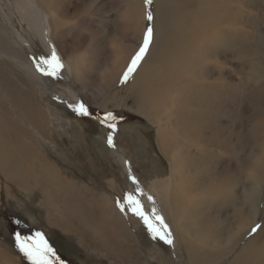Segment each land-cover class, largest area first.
<instances>
[{"label":"rangeland","instance_id":"rangeland-1","mask_svg":"<svg viewBox=\"0 0 264 264\" xmlns=\"http://www.w3.org/2000/svg\"><path fill=\"white\" fill-rule=\"evenodd\" d=\"M164 1L176 5L174 19L164 13ZM58 2L55 7L65 9L59 40L66 58L83 52L98 59L74 82L90 115H77L27 79L30 90L23 88L44 121L42 131H27L26 140L70 185L75 200L84 199L75 201L76 208L50 206L51 196L41 194L35 176L32 186L20 184L8 178L12 160L0 164V264H31L15 235L37 231L61 264H237L264 255V246L252 243L260 230L251 232L264 227V0ZM148 28L154 30L150 50L124 82L132 57L121 63L119 50L138 51ZM92 33L98 44L90 51L84 40ZM145 66L153 75L138 81ZM109 112L117 117L113 145L156 200L177 242L175 252L153 240L128 208L125 197L135 200L129 179L107 143L112 130L100 123ZM178 150L189 167L180 163L172 172ZM34 167L41 169L39 161ZM176 193L175 205L167 197ZM76 218L92 233L88 239Z\"/></svg>","mask_w":264,"mask_h":264},{"label":"bare ground","instance_id":"bare-ground-1","mask_svg":"<svg viewBox=\"0 0 264 264\" xmlns=\"http://www.w3.org/2000/svg\"><path fill=\"white\" fill-rule=\"evenodd\" d=\"M2 2V5L0 3V164L3 165L6 164V161L12 160V171L8 173V178L14 179L20 184L32 186L34 182L33 180L30 181V178H34L35 176V179L41 182L40 186L42 184V187H44V191L41 194L51 196L49 201L50 206H63L64 209H66L65 206L76 208L74 203L77 200H75V193H73L71 189L69 190L70 185L64 180L57 178L52 171H49L41 162V158L33 153L32 146L27 144L26 139L29 137L27 131L30 128H36L42 131L44 119L43 116L36 111V107H34V97L29 91L30 86L26 84V80L28 79L31 83L37 85L44 93L64 103L73 110L76 105L81 103L80 95L74 87V82L79 78L80 74L81 76L87 74V72L85 73V69L90 61L94 60L96 62L98 59L92 60L90 55L84 56L83 52L76 55L77 57L66 58L64 48L59 40L60 30L66 27L61 20L63 17L61 10L65 9L60 6L59 8L61 10L55 7L56 3H58V5L60 3L58 0H2ZM161 6L167 16L173 19L175 18L174 11L176 5L164 1ZM74 24L77 25V23ZM166 29L168 28L166 27ZM96 36V34L92 33V35H89L84 40L86 43V50L92 51L97 46L98 38ZM138 37H140V35H138ZM122 43L123 40H117V45L120 44L122 47ZM80 46L82 47V45ZM53 49L56 51L63 65L56 74L55 79L60 80L61 83L64 84H61L63 87H59L54 78H50V76L44 74L45 69L48 71L51 69L42 61L51 58ZM127 49L128 48H122L119 50L122 54V58L120 59L121 63L127 64L128 59H126V57H132V53L136 51V48L133 47L129 50ZM116 52L118 51L116 50ZM159 53H162V51ZM120 71L121 70L116 72L114 75L115 78L121 74ZM154 72L156 73L158 71L155 70ZM152 75V68L145 66L141 68L138 73V81L145 82L148 78L152 77ZM155 76L156 75H154V77ZM109 82L114 83L115 81L109 79ZM18 86L19 89L17 88ZM24 86L29 90H25L23 88ZM64 86L68 87V89H64ZM189 147H185V149L187 148V152ZM165 150L167 151V147H165ZM113 152L120 164L123 165L127 174L130 183V192L133 193L135 200L139 201L140 205H142L144 212L150 218V222L155 227H159L152 213L155 211L158 216H163L157 208V202L152 197L153 195L151 196L145 187L139 183L137 180L138 178L131 171L130 165L127 164L128 162L125 156L118 149L113 148ZM184 157L186 156L181 150L176 152L173 156L175 166L172 168V172L177 169L178 164L182 163L183 165V162H185ZM34 161H39L40 163L41 169H39V173L34 167ZM186 165H183L182 168ZM6 167L9 168L10 166L7 164ZM187 167L184 168L186 169ZM7 170H5V172ZM2 172H4V170H2ZM130 177H134L137 183L133 184ZM174 186L177 187V185ZM149 197H151V199H149ZM176 197L177 193L174 196L168 195L167 200L174 199L172 203L176 205L178 203L175 199ZM83 199V197H80L81 202ZM80 200L77 202H80ZM94 209L96 210V208ZM163 220L172 234L171 239L173 243L170 246L172 251L175 252L178 247L177 242L164 217ZM74 222H76L79 227H77V229H83V234H85V237L88 239V234L92 233L85 230L84 227L80 228L81 225L78 218H76ZM64 224L65 225L62 224L61 226H64L63 228L66 229L68 224L65 222ZM240 233L241 231H238L237 235H240ZM253 242L257 245L264 246V227H262L254 237L252 243ZM237 264H264V255L256 254Z\"/></svg>","mask_w":264,"mask_h":264},{"label":"snow or ice","instance_id":"snow-or-ice-1","mask_svg":"<svg viewBox=\"0 0 264 264\" xmlns=\"http://www.w3.org/2000/svg\"><path fill=\"white\" fill-rule=\"evenodd\" d=\"M146 2L151 4V0H146ZM147 19L148 21H152L153 15L149 13ZM153 34L154 30L152 28H148L145 32L142 44L139 46L138 51H136L132 56L130 64L127 66L126 71L122 74L124 82H127L130 79L139 67L140 63L145 59L150 50V46L153 43ZM42 62L51 69L50 71L47 69L44 70V74L48 76H56L58 71L63 67L54 49L52 51L51 58L45 59ZM73 111L79 116L90 115L89 109L83 103L76 105L73 108ZM116 119L117 117L110 112L100 118V123L102 125H106L112 130L107 137V143L110 147L114 146L112 133L116 130V124L114 123ZM130 179L133 184L137 183L134 177H130ZM125 199L128 201V208L131 209L132 214L139 217L143 221L153 240H160L169 245L173 243V240L171 239L172 234L169 231L168 226L165 224L163 217L158 216L157 213L153 211L152 216L155 217L156 223L159 225V227H154L139 201L134 200L131 196H126ZM149 199H151V197H149ZM117 206L120 208L121 212L125 211V206L122 203L117 202ZM16 223L19 224L20 221H16ZM258 230H261L259 225L252 228L251 232L252 234H255ZM15 240L17 248H19L20 252H22L24 256L31 261V264H61L54 249L51 245H49L47 239L45 238L44 233L37 231L32 236L22 237L21 233L17 232Z\"/></svg>","mask_w":264,"mask_h":264},{"label":"water","instance_id":"water-1","mask_svg":"<svg viewBox=\"0 0 264 264\" xmlns=\"http://www.w3.org/2000/svg\"><path fill=\"white\" fill-rule=\"evenodd\" d=\"M114 149H115V147L114 146H112ZM127 163V162H126ZM128 164V163H127ZM130 176H131V172H130Z\"/></svg>","mask_w":264,"mask_h":264},{"label":"trees","instance_id":"trees-1","mask_svg":"<svg viewBox=\"0 0 264 264\" xmlns=\"http://www.w3.org/2000/svg\"><path fill=\"white\" fill-rule=\"evenodd\" d=\"M88 108V107H87Z\"/></svg>","mask_w":264,"mask_h":264}]
</instances>
